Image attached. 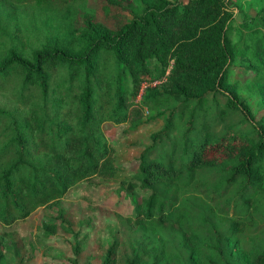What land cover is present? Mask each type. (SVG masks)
I'll list each match as a JSON object with an SVG mask.
<instances>
[{"label":"trees","instance_id":"16d2710c","mask_svg":"<svg viewBox=\"0 0 264 264\" xmlns=\"http://www.w3.org/2000/svg\"><path fill=\"white\" fill-rule=\"evenodd\" d=\"M234 10L232 0H0V254L17 252L9 225L79 180L116 175L104 122L161 120L126 183L132 199L145 195L122 219L151 259L118 257L113 240L100 264H168L161 230L179 235L185 264H264V246L245 239L264 222V119L240 95L264 103V16L235 27ZM235 65L252 72L243 85L229 81ZM157 143L167 146L151 156ZM234 186L230 212V200L199 214L175 200L187 187L221 198Z\"/></svg>","mask_w":264,"mask_h":264},{"label":"rangeland","instance_id":"374dc122","mask_svg":"<svg viewBox=\"0 0 264 264\" xmlns=\"http://www.w3.org/2000/svg\"><path fill=\"white\" fill-rule=\"evenodd\" d=\"M232 2L235 6L233 21L235 27L240 23H250L248 20L255 19L259 14L264 16V0H232ZM231 39H236V32ZM251 74L250 70L235 65L232 66L229 81L232 83L237 80L238 84L243 85ZM157 83L158 80H155L151 85ZM240 95L247 100L255 121L264 119V103L261 98L247 88L240 89ZM143 115L142 119L147 120L150 114L144 110ZM238 121L237 114H231L228 118V122L231 123L238 124ZM160 125L161 120L143 121L131 130L128 123L104 122L101 131L112 148L113 161L118 168L116 175L107 180L97 177L79 180L73 183L56 203L39 206L30 211L24 219L9 225L7 229L10 238L14 241V250L17 252L13 253L12 249L2 250L0 264H100L105 248L113 240L118 241L115 251L118 257L131 256L137 251L143 254L139 246L140 233L130 232L122 219L132 212L135 202H139L145 193L144 190L135 189L133 193L135 197L132 199L126 183L135 181L138 157L150 144V134ZM222 127V123H217L211 129L220 132ZM166 144L157 143L150 155L154 156L162 150V146L166 147ZM207 190L199 191L190 187L180 189L175 200L185 210L193 209L196 214L207 212L202 207H209L212 212H220L219 208L224 206L226 200H230V206L224 208L226 212L231 211L232 201L236 196L235 186L229 188L221 198L213 197L209 189ZM165 196L171 197V194ZM259 204L261 207L258 212L264 211V197ZM196 225L203 235L209 234L206 225L199 221ZM225 228V222L218 225V230L221 232ZM253 230L249 234L253 238L250 239L246 234L245 239L259 249L264 246L262 219ZM2 231L3 227L0 225V233ZM156 237V243H163L168 264L186 263L188 252L181 245L179 235L169 230H161L156 232ZM151 243L155 244V242ZM147 250L149 251V246ZM143 258L148 261L151 259L146 257L145 253Z\"/></svg>","mask_w":264,"mask_h":264},{"label":"built area","instance_id":"2783aa9c","mask_svg":"<svg viewBox=\"0 0 264 264\" xmlns=\"http://www.w3.org/2000/svg\"><path fill=\"white\" fill-rule=\"evenodd\" d=\"M157 82V81H156ZM158 83H159V81H158ZM151 85V84H150ZM146 86V84L145 83H143L142 85H141V88H140V90H139V92H138V94H137V96H136V100H138L139 98H140V95H141V93H142V89L144 88Z\"/></svg>","mask_w":264,"mask_h":264}]
</instances>
